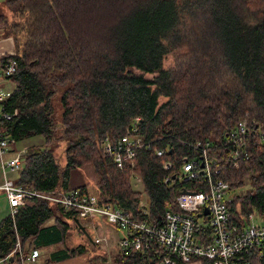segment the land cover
Wrapping results in <instances>:
<instances>
[{"label":"trees","instance_id":"obj_1","mask_svg":"<svg viewBox=\"0 0 264 264\" xmlns=\"http://www.w3.org/2000/svg\"><path fill=\"white\" fill-rule=\"evenodd\" d=\"M3 4L0 32L11 38L13 52L0 63L3 68L14 60L15 71L5 76L13 87L1 104L16 114L0 120V130L14 142L42 140L26 150L16 185L50 195L71 189L92 193L87 184L69 185L72 170L90 166L93 194L101 203L161 224L166 211H179V188L205 190L203 177L184 184L165 183L164 177L178 173L181 157L196 155L193 142L207 141L209 158L219 166L217 177L231 191L248 182L229 204L231 222L241 229L250 216L264 217V0ZM135 118L149 149H138L131 162L117 167L103 144L122 136ZM240 119L250 134L234 168L227 163L229 139ZM59 143H64L63 167L55 155ZM165 161L172 162L169 170L162 168ZM135 177L148 199L145 212L139 207L142 192L132 186ZM81 219L57 203L27 197L13 216L0 220V260L21 264L33 249L64 244L71 227L85 229ZM17 243L21 252H13ZM84 252L85 245H77L60 259ZM110 258L115 264H163L152 245L118 248ZM251 264H261L260 259Z\"/></svg>","mask_w":264,"mask_h":264},{"label":"built area","instance_id":"obj_2","mask_svg":"<svg viewBox=\"0 0 264 264\" xmlns=\"http://www.w3.org/2000/svg\"><path fill=\"white\" fill-rule=\"evenodd\" d=\"M3 55L0 52V57ZM14 71V60L3 64L4 76H10ZM9 93L0 90V120H10L16 114L15 111L11 113L4 110L1 104ZM138 120L135 118V124L114 142L105 141L103 144L104 151L112 152L117 167H122L125 161L131 162L138 149H149V145L138 133ZM249 134L250 128L246 120H238L235 129L230 133L229 141L233 147L227 157V163L234 168L239 167L241 157L245 154L239 153L238 149L244 146V138ZM13 142L12 138L0 130V170L3 175L0 189L6 196L8 214L11 216L27 197L36 196L57 203L65 211L73 212L80 218L103 219L117 230L123 231L118 239V247L121 249L154 246L156 252L163 257V264L187 263L192 260L206 261L209 264H251L252 258H258L264 264V217L259 216L262 221H254L250 216L249 222L241 229L231 222L229 204L233 196L229 183L217 177L219 166L209 158L210 142H193L192 148L196 155L181 157L178 173L164 177L165 183L182 184L203 177L205 190L187 191L179 188L175 197L179 211H166L161 224L136 220L115 205L101 203L93 193L71 189L50 195L16 185L7 177V173L20 170L27 151L21 150L13 157L6 158L7 148ZM155 153L161 156L163 151L156 150ZM171 166L170 161L162 163L164 170H169ZM142 200H139V207L144 209L146 203ZM94 241L97 243L100 238H95ZM15 251L21 252L18 243L13 252ZM38 256L39 249H33L21 260V264L28 260L33 261Z\"/></svg>","mask_w":264,"mask_h":264},{"label":"crops","instance_id":"obj_3","mask_svg":"<svg viewBox=\"0 0 264 264\" xmlns=\"http://www.w3.org/2000/svg\"><path fill=\"white\" fill-rule=\"evenodd\" d=\"M0 52H2L4 55L5 54H11L13 52L12 40H11V38L4 36L3 32H0ZM3 78L7 79L4 76L3 68H2V65L0 63V90H3V91L8 93L12 90V86L7 87L6 81ZM20 143H21V141L11 143L9 145V147L7 148V152L5 154V157L11 158L18 151L28 150L31 146H33V145H28V144L20 145ZM40 143H42V141H40L39 143H36L34 145H38ZM16 173H17V171H10L7 173V177L14 181V177H15ZM2 183H3V175H2L1 170H0V185ZM7 215H8V202H7V199H6L4 192L0 189V220ZM83 221L84 222L81 221V223L85 226V230H87L88 227L92 229L91 226L96 225L100 222H102L103 224L106 223L103 219H99V218L94 219V221H89V222H87L86 219ZM50 223H51V221L48 222V224H50ZM81 228H82V226H80L79 229H81ZM79 229L75 228L74 226L71 227L70 234L68 235V238L64 244H62V245L56 244V245H53L49 248H42V249H45V252H43L44 250L39 249V256L38 257H36L33 261L28 260V261H25L24 263L25 264H115L111 261L110 256H111V253L118 250V248H119L118 247V239L120 238L119 236H121V235H119V236L116 235L115 238L117 240L115 241V244H114V241L111 239V235L107 232L105 238H106V240L109 241V242L108 241L107 242L110 244V248H112V249H110L109 253L106 254L105 252H102V250H96L98 243H97V245H95V243L93 242V240L96 238L95 236H94L93 240H92V238H90L91 242L93 243V246L89 247L87 242L84 239L85 233L82 230L79 231ZM77 245H85L87 252H84V253L77 255V256H74V257L60 259V257H62L65 254V249H67V248L70 249V248L75 247ZM0 264H7V263L0 260ZM180 264H204V263L202 261H199V260H192L190 262L180 263Z\"/></svg>","mask_w":264,"mask_h":264},{"label":"rangeland","instance_id":"obj_4","mask_svg":"<svg viewBox=\"0 0 264 264\" xmlns=\"http://www.w3.org/2000/svg\"><path fill=\"white\" fill-rule=\"evenodd\" d=\"M3 8H5V5L3 4V0H0V10H3ZM166 62L167 63L171 62V56H169V59H167ZM3 79L6 81L7 87H10V86L13 87L10 80L5 79V78H3ZM59 97H60V95L57 94L53 100V103L55 106V115L57 118L60 117V113H61V105H60ZM22 141H21L20 145H23V144L34 145L36 143H39L42 140L39 136H34V137H31V138H28V139H25ZM57 146H58V148L55 150V155H56V158H57L59 165L61 167H63L65 165L64 143H59ZM173 183H169V184H173ZM80 184H87L89 190L92 193L95 192V176H94L93 170L90 166L71 171L70 179H69V185L70 186H77ZM132 186L135 190L142 192V197H141L143 199L142 201L147 204L148 199H147V196L144 194L141 181L138 177L132 178ZM247 188H248V182L245 180L244 186L241 187V189L239 188V189H235L234 191H231V194H232V196L234 194L240 195L241 193H244V191ZM83 220H85V219H81L82 222H84ZM252 220L262 221V219L257 215H253ZM91 227H92V229L89 227L87 228V233H88L89 237L92 238V240H93L94 236L96 238H100V241H99L100 243L97 242L98 245L96 247V250H102V252H105L106 254H108L109 250L112 249V248H110V244L108 243L109 241L106 240V238H105L107 232L111 235V239L114 241V244H115V241L117 240L115 238L116 235L119 236V235L123 234V231L117 230L107 223L103 224L102 222H100V223L93 225ZM89 237H87L85 235L84 239L87 242L88 246L92 247L93 243L91 242ZM42 250H44L43 252H45V249H42ZM115 252L116 251L111 253V255H113Z\"/></svg>","mask_w":264,"mask_h":264},{"label":"water","instance_id":"obj_5","mask_svg":"<svg viewBox=\"0 0 264 264\" xmlns=\"http://www.w3.org/2000/svg\"><path fill=\"white\" fill-rule=\"evenodd\" d=\"M200 167L202 168L203 167V164L200 165ZM173 176V175H172ZM204 211L206 212V208L204 209ZM81 230L84 232L85 229L82 227Z\"/></svg>","mask_w":264,"mask_h":264}]
</instances>
